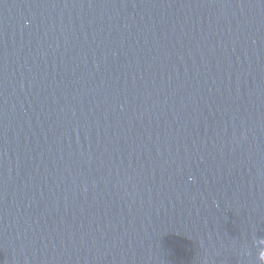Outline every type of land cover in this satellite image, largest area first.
I'll use <instances>...</instances> for the list:
<instances>
[{
  "label": "water",
  "instance_id": "water-1",
  "mask_svg": "<svg viewBox=\"0 0 264 264\" xmlns=\"http://www.w3.org/2000/svg\"><path fill=\"white\" fill-rule=\"evenodd\" d=\"M0 264H264V0H0Z\"/></svg>",
  "mask_w": 264,
  "mask_h": 264
}]
</instances>
